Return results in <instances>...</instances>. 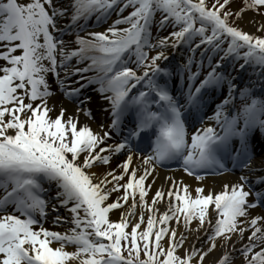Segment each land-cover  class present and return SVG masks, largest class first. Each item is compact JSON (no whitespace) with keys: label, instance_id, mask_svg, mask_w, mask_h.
Segmentation results:
<instances>
[{"label":"snow or ice","instance_id":"1","mask_svg":"<svg viewBox=\"0 0 264 264\" xmlns=\"http://www.w3.org/2000/svg\"><path fill=\"white\" fill-rule=\"evenodd\" d=\"M233 2L0 0V264H204L218 238L211 264H264V22L235 24L264 0ZM172 163L239 175L149 198Z\"/></svg>","mask_w":264,"mask_h":264},{"label":"bare ground","instance_id":"2","mask_svg":"<svg viewBox=\"0 0 264 264\" xmlns=\"http://www.w3.org/2000/svg\"><path fill=\"white\" fill-rule=\"evenodd\" d=\"M253 20L256 21L257 19H255L254 16L249 15V14L243 15L242 18H241L242 23L247 24L252 29H253V26L255 25L254 23H252ZM252 29H247L246 28V32L253 33L252 32L253 31ZM167 51H168V53H171L172 52L171 49H168ZM103 103L104 102H102V104ZM91 107L93 108L94 115H96V112H97L96 105H91ZM92 126H93V128H96V124L95 123H93ZM113 166H115V165H113ZM173 175H174V178L176 180H183L185 183L189 184L192 188H194L197 185L196 183H193L191 180L184 179V178H181V177H175V176H179L178 174H173ZM173 175H165V174L164 175H161V174L158 173V175L156 176V181L152 185V189L148 193L149 198L154 193V191H155L156 188H162V189L166 190L169 187V182H167L165 180V177L166 176H172L173 177ZM231 179H232L231 177L225 176V177L220 178V179H214V180H210V181H207L205 183L203 182V183H204L205 189L211 187L214 190H218L220 188V185L222 184L223 181H225V180H231ZM149 180H151V177L149 178ZM160 207H161V210H163V204H161ZM111 218L113 220H116L119 217L116 214H112L111 215ZM195 226H196V221H193L190 227L194 229ZM47 227L52 228V225L48 223L47 224ZM178 235H179V231H178ZM246 236H247V233H246ZM185 237H186V239H185V247H191V245L193 243H195L196 247L199 248V247H201V244L204 243V239H205L203 229H201L199 232L185 231ZM233 239H235V237H233ZM243 242L244 241L238 242L237 245H236V247L239 248L240 245ZM204 246L206 247L207 245L205 244ZM223 251H224V249L221 248L220 242H219V238H218L217 239V247H216V249L213 250V251H211L205 257L204 264H211V262L215 261L221 255V253ZM235 264H240L239 257L235 261Z\"/></svg>","mask_w":264,"mask_h":264},{"label":"rangeland","instance_id":"3","mask_svg":"<svg viewBox=\"0 0 264 264\" xmlns=\"http://www.w3.org/2000/svg\"><path fill=\"white\" fill-rule=\"evenodd\" d=\"M209 1H210V0H209ZM240 1H241V0H240ZM240 1L234 0V2L231 3V4L229 5V7H231L233 10L237 9L238 7L241 6V2H240ZM249 11H250V10H249ZM249 11L244 12L243 15H246V14H249V15H250V13H251V14H254V15H255V16H254V15H252V16H254V18L257 19L256 21L264 22V17L258 16L256 13H254V12H249ZM235 24H236L238 27H240L243 31H246V28H247V29H252V28H250L247 24L242 23L241 18L236 19ZM252 30H253V31H252L253 33H256L257 35H260V33H257V32H256V26H255V25L253 26V29H252Z\"/></svg>","mask_w":264,"mask_h":264}]
</instances>
